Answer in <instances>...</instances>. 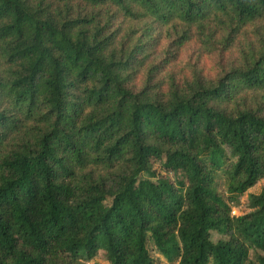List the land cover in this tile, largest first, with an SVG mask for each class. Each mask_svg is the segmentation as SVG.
I'll list each match as a JSON object with an SVG mask.
<instances>
[{
	"label": "trees",
	"instance_id": "trees-1",
	"mask_svg": "<svg viewBox=\"0 0 264 264\" xmlns=\"http://www.w3.org/2000/svg\"><path fill=\"white\" fill-rule=\"evenodd\" d=\"M261 180L264 0H0V264H264Z\"/></svg>",
	"mask_w": 264,
	"mask_h": 264
},
{
	"label": "rangeland",
	"instance_id": "rangeland-1",
	"mask_svg": "<svg viewBox=\"0 0 264 264\" xmlns=\"http://www.w3.org/2000/svg\"><path fill=\"white\" fill-rule=\"evenodd\" d=\"M159 171H161V173L164 174V172L162 170H159ZM263 186H264V180H261L248 192H251L254 194L259 193ZM217 190L222 195L224 194V190H223V186H222V178L220 176L217 179ZM246 206H247V195L245 193L242 196V198L240 199V206L238 208L233 209L232 214L235 216H238V215L240 216L244 212H247ZM219 238H220L219 235H217L216 233H212V240L213 241H217V239H219ZM148 250H149L150 256L154 260L155 264H170L161 255H159V253L157 251L154 250L151 243H148ZM87 264H109V263L106 260L104 252L100 251L97 254V256L94 259H92L91 261H89Z\"/></svg>",
	"mask_w": 264,
	"mask_h": 264
}]
</instances>
